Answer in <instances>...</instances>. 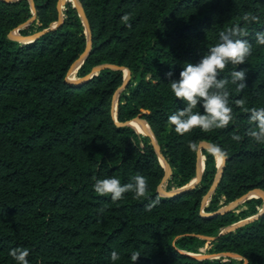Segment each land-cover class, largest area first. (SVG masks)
<instances>
[{
    "label": "trees",
    "instance_id": "16d2710c",
    "mask_svg": "<svg viewBox=\"0 0 264 264\" xmlns=\"http://www.w3.org/2000/svg\"><path fill=\"white\" fill-rule=\"evenodd\" d=\"M58 1L34 0L33 9L29 0H0V264H16L9 254L16 248L29 251V264H133L134 252L140 255L135 264L244 262L190 254L204 245L209 254L238 252L248 258L246 264H264V211L218 234L264 205L261 196H253L239 211H218L253 188L264 189V144L247 135L253 125L245 111L264 107V46L255 39L256 32H264V0H80L93 42L78 75L105 62L131 71L116 118L113 95L124 81V68H103L78 82L66 79L86 48L87 33L74 0H64L63 20L56 24ZM246 14L259 22L245 21ZM33 15L21 34L48 29L29 40L10 35ZM235 26L247 33L238 38L252 44V55L218 77L230 81L233 70L247 69L243 91L227 85L232 123L178 135L168 117L186 104L174 96L170 82ZM194 111L204 113L202 105ZM135 116L147 120L171 165L168 190L196 176L201 141L226 153L210 200L203 203L219 170L216 153L202 150L204 171L195 185L162 195L158 185L165 167L151 137L139 132L138 124L136 130L117 122ZM137 174L148 185L139 200L129 192L113 202L94 190L97 179L116 178L123 185ZM113 251L119 256L115 262Z\"/></svg>",
    "mask_w": 264,
    "mask_h": 264
},
{
    "label": "clouds",
    "instance_id": "9594fccd",
    "mask_svg": "<svg viewBox=\"0 0 264 264\" xmlns=\"http://www.w3.org/2000/svg\"><path fill=\"white\" fill-rule=\"evenodd\" d=\"M245 21L259 22V17L245 15ZM128 15L122 17V21L127 23ZM129 27L131 25H128ZM242 33L239 26H235L228 31H222L219 34V43L208 49L197 64L187 63L180 72L178 80L170 82V89L174 96L185 102L186 107L179 109L168 117V124L174 126V131L178 135H185L194 129H200L203 132H211L214 129H224L233 121V110L229 106V91L227 85H236L239 91H243L247 85L246 72L244 70H233L230 73L231 80L227 78L220 79L221 73L225 71L228 65L237 66L246 63L248 57L252 55V44L247 39L238 38ZM256 43L264 46V32H256ZM169 76L172 73L168 74ZM237 105L244 106L242 100H238ZM203 107L204 113L194 111L197 106ZM249 122L253 125L247 132V135L259 144H264V107L259 109L252 108ZM234 141H240L241 136L233 135ZM217 153L223 157L226 153L217 149ZM134 182L121 184L116 178L97 179L94 183V190L101 196H110L113 202L124 198L125 193H133L134 198L139 200L145 197L148 185L144 176L137 174L133 177ZM152 205L148 206L150 210ZM103 211V209H101ZM10 256L16 261V264H29L27 249L16 248L10 251ZM138 253L131 254L133 264L139 258ZM119 259L118 254L113 251L111 260L115 262Z\"/></svg>",
    "mask_w": 264,
    "mask_h": 264
},
{
    "label": "water",
    "instance_id": "95a60500",
    "mask_svg": "<svg viewBox=\"0 0 264 264\" xmlns=\"http://www.w3.org/2000/svg\"><path fill=\"white\" fill-rule=\"evenodd\" d=\"M29 1H30L31 5H32L33 9H35L34 0H29ZM62 3H63V0H59L58 1L59 19H58L56 24H59L63 20L64 13H63V10H62ZM74 5L77 8V10H78L83 22H84L85 30H86V33H87V44H86L85 50L83 51L81 56L74 61V63L71 65L69 71L71 69H77V68H79L81 66V64L84 62V60L86 59V57L90 53L91 47H92V42H93V40H92V30H91L90 23H89V20L87 18V15H86V12H85V9L83 7L82 2L80 0H74ZM33 18H34V16L29 18L25 22L21 23L17 28H20L21 26L27 25ZM46 29H48V28H46ZM46 29H44L42 31L35 32L33 34H30V35H23V34H21L18 31L12 30L10 32V35L12 37H14V38L19 39V40H29V39L35 38L36 36L41 34ZM103 68H114V69H116V68H126L127 69V72L124 74L123 83L117 88V90L115 91V93L113 95V105H112V107H113V114H114V116L116 118L117 109L115 110V108H116V106L118 104L119 95H120L122 89L128 84L129 79H130L131 71H130L129 67L121 66V65H118L116 63L105 62V63H100V64L95 65L92 68V70L88 74H86L85 76H82V77H80L78 79H71V78L66 77V79L68 81H70V82H78V81H81V80H84V79H87V78L91 77L93 74L97 73L99 70H101ZM117 122L121 123V124H129V125H131L133 127H135L133 125V122H137L140 126H142L143 129L142 130H138L136 127H135V129L138 130L139 132H142V133H144L146 135H149L151 137L153 147H154L155 151L157 152L161 163L165 167V174L163 176V179H162L161 183L158 185V191L162 195H171V194H174L176 192L181 191L184 188H187V187L195 185L201 179L203 171H204L205 155L202 153V150L204 148H206V149L211 150L213 152H217V149H219L214 143H212L210 141H206V140L201 141L199 143V145H198V150H197L198 158H197L196 176L189 183H187V184H185V185H183V186H181L179 188L167 190V189L164 188L163 183L171 175L172 168H171L170 163L166 159L165 155L163 154L161 145L158 142V140L156 139L151 127L149 126V124L147 122V120L145 118L141 117V116H135L132 119L126 120L124 122H121V121H118V120H117ZM145 124H148L149 129H146L144 127ZM225 160H226V157L223 156L222 157V162H221V164H219V170H218V172H217V174H216V176H215V178L213 180V183L211 184L208 192L203 197V203H206L209 200V198L211 197V195L215 191L219 181L221 180L222 174H223V168H224ZM253 196H257V197L258 196H262L264 198V189L259 188V187L253 188V189L247 191L246 193L242 194L240 197L236 198L235 200L231 201L229 204H227L225 206H222L218 211H225L226 209H230V208L238 205L239 203H241L243 201H246L248 198H251ZM263 211H264V205L259 210V212H257L256 214H253V215L248 216L246 218L240 219V220H238L237 222H235L233 224L223 226L218 234L225 233L227 231L235 229L237 226L243 225V224H245V223H247L249 221H252V220L256 219L257 217H259L263 213ZM199 235L201 237L209 239V240L210 239H214L216 237V235H209V234H199ZM190 254H192V255H194L196 257H212L213 256V257H219L220 258L222 256H225V257L231 256V257H235V258L243 260L244 261L243 264H246L248 262V258L247 257L242 255L241 253L232 252V251H222V252L217 253V254H207V253H203V252L190 253Z\"/></svg>",
    "mask_w": 264,
    "mask_h": 264
},
{
    "label": "rangeland",
    "instance_id": "374dc122",
    "mask_svg": "<svg viewBox=\"0 0 264 264\" xmlns=\"http://www.w3.org/2000/svg\"><path fill=\"white\" fill-rule=\"evenodd\" d=\"M63 2H64V0H63ZM62 8H63V3H62ZM34 17H35V15H33ZM21 27H24V26H21ZM20 27V28H21ZM14 31H18V32H20L19 31V28H15V29H13ZM77 70H78V68L77 69H71L69 72H68V75H67V77L68 78H71V79H78V78H80L81 76L80 75H78V73H77ZM124 72L126 73L127 71H126V68H124ZM118 105V104H117ZM117 109V106H116V108H115V110ZM148 125V124H147ZM139 130H142V128H140ZM144 134V133H143ZM216 153V158H217V165H218V168H219V164H221V162H222V158H221V156L217 153V152H215ZM205 155V154H204ZM167 180H165L164 181V183H163V186H164V188L165 189H167L168 190V188H167ZM176 187H173L172 189H175ZM262 197V196H261ZM211 198V197H210ZM210 198H209V200H210ZM263 198V197H262ZM263 200H264V198H263ZM224 202V200H221V203H223ZM245 201H243V202H241V203H239L238 205H236V206H234V207H232V208H236V211H239L242 207H240L243 203H244ZM225 205V204H224ZM223 205V206H224ZM247 205H243V207H246ZM261 208H262V206H260ZM206 245H204L203 247H201V251L203 252V253H207V250H206ZM218 253H220V252H218ZM207 254H209V253H207ZM215 254H217V253H215ZM225 257V256H224Z\"/></svg>",
    "mask_w": 264,
    "mask_h": 264
},
{
    "label": "bare ground",
    "instance_id": "6f19581e",
    "mask_svg": "<svg viewBox=\"0 0 264 264\" xmlns=\"http://www.w3.org/2000/svg\"><path fill=\"white\" fill-rule=\"evenodd\" d=\"M126 71H127V69H126ZM135 124H138L137 122H133V125L135 126ZM139 125V124H138ZM146 129H149V126L147 125V124H145V126H144ZM222 158V157H221Z\"/></svg>",
    "mask_w": 264,
    "mask_h": 264
}]
</instances>
